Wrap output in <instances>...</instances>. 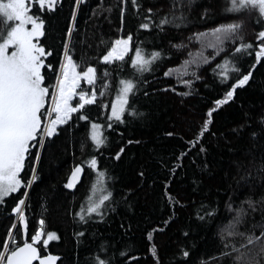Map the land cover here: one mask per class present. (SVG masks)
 Listing matches in <instances>:
<instances>
[{
	"label": "trees",
	"instance_id": "16d2710c",
	"mask_svg": "<svg viewBox=\"0 0 264 264\" xmlns=\"http://www.w3.org/2000/svg\"><path fill=\"white\" fill-rule=\"evenodd\" d=\"M100 2L85 0L79 6L73 55L76 61H82L78 70H83L88 64L98 69L97 102L86 106L84 111L91 121L102 125L103 135L108 139L100 149H94L87 138L89 121H79L77 114H73L67 124L58 127V134L46 138L38 163V179L28 189L29 195L26 198V238L30 241L31 235L39 227L38 221L43 218L45 230L55 231L59 236L58 240L49 242L47 250V253L61 257L58 264H94V255L111 256L113 264H156L149 252L151 242L147 238V233L155 229L153 242L158 249L160 264H201V260L204 264H221L216 256L222 250L221 228L235 215L226 209L225 201L230 194L234 206H239L247 191L236 188L233 161H246L249 152L255 153L257 157L264 152V137L256 141L250 136L253 129L260 128L257 121L259 114L264 113V63L258 64L253 70V79L248 85L235 90L232 101L213 113L211 131L205 134L202 141L208 149L207 156L198 154L197 147L177 161L180 152L188 147L186 141L199 130L208 109L214 107L213 101L223 98L238 75L229 71L230 82L221 83L220 78L214 75L213 68L227 53H221L214 60L203 63L198 53L202 50L204 57L213 56L214 49L203 46L212 42L213 37L206 35L197 40L194 33L209 32L221 23L231 22L236 14L224 11L228 0H194L188 12L187 24L179 28L166 26L164 31L155 27L143 30L139 29L142 22L140 17L148 15L143 9L152 7L154 19H157L169 13L171 0H140L142 9L139 16L132 8L131 0H127L123 22L119 0H103L102 6L105 9L112 6L111 13L103 11L99 16H94L92 10ZM74 3L75 0H60L57 10L44 16L47 31L41 42L51 49L52 55L46 58V63H52L54 67L59 66L63 52L62 40ZM205 7L210 9L208 18L201 19ZM239 15L244 21L242 34L245 42L258 43L255 40L260 28L256 23L258 13L249 9ZM129 34L132 41L124 62L109 65L99 61L98 57L103 55L112 39ZM101 37L105 44L99 43ZM81 39L85 41L83 44L80 43ZM239 42H229L226 46L228 51H231L234 43ZM179 43L186 47L179 50L172 47V44ZM137 44L146 52L163 50V57L152 65V71L137 77L139 86L136 94L131 97V103L143 115L133 119L125 114V123L112 122V128H108L107 113L117 94L119 79L133 75L129 65ZM190 52L192 57L189 56ZM192 58L200 62V67L190 64L189 69H196L201 78L196 80L190 75L183 76V79L193 80L190 89L178 83V72L174 71L169 77L164 76L168 69L175 70L183 61ZM254 59V53L239 55L238 66L247 71ZM231 67L230 64L229 69ZM105 70L109 73L107 77L104 76ZM42 71L46 73L45 86L54 84V72L47 68ZM105 80L108 88L100 96L99 89ZM83 87L92 90L90 86ZM173 88L175 91L171 90ZM185 91H191L192 94H177ZM245 113L249 114L250 126L237 135L231 129L244 122ZM167 132L174 135L168 136L165 134ZM129 140L133 143H128ZM82 142L86 144L83 150ZM121 147L124 148L123 153L119 159H114ZM92 155L97 158V168L110 178L105 181V187L113 193L114 199L103 221L81 223L74 213L86 203V197L91 194V185L95 182L96 173L85 162ZM34 157L33 150L26 158L25 170L21 173L25 183L32 174L30 165ZM80 163H83L80 179L74 189L68 190L64 184L73 166ZM177 164L180 166L173 176L169 169ZM204 164L208 167H203ZM141 171L143 177L139 175ZM165 183L169 185L167 189ZM23 191L21 189L11 194L5 198L6 204H0V246L8 228L16 219L11 214V208L23 196ZM165 191L179 203L173 206L165 196ZM202 204L217 208L218 214L213 219L199 220L197 211ZM203 214L201 211L200 215ZM253 216L255 221L261 220L259 211L249 213L247 223L240 224L238 230L253 231ZM165 221L168 223L165 224ZM78 231H83L85 235L77 238L75 233ZM13 235L20 242L25 238L15 229ZM234 239L239 242L242 238ZM101 242L104 243L106 253L98 250ZM40 247L43 248L42 245ZM181 249L190 252L186 261L180 254ZM122 250L126 253L123 257L120 255ZM222 264H233V261L225 258ZM261 264H264V260Z\"/></svg>",
	"mask_w": 264,
	"mask_h": 264
},
{
	"label": "snow or ice",
	"instance_id": "6c2138e0",
	"mask_svg": "<svg viewBox=\"0 0 264 264\" xmlns=\"http://www.w3.org/2000/svg\"><path fill=\"white\" fill-rule=\"evenodd\" d=\"M59 2L60 0H0V204H6L5 198L11 194L18 193L21 189L24 190L23 196L18 198L11 208V214L16 219L8 228L7 235L0 246V264H34V262L36 264H57L61 259L58 255L47 253L49 242L58 240L59 236L55 231L45 230L43 218L38 221L39 227L31 235L30 241L26 238V198L29 195L28 189L38 179V163L42 157L46 138H52L58 134L57 126L67 124L73 114H77L79 121H89L87 138L91 141L94 149H100L108 139L103 135L102 125L91 121L87 112L84 111L86 106L97 102L98 69L88 64L83 70H78L82 61H76L73 55L77 10L80 5L85 3V0H75L71 9V18L66 25L62 40L63 52L59 59V66L54 67L52 63H46V58L52 55V51L41 42V38L46 35L47 31L44 16L55 12ZM126 3L127 0H119L122 22L126 12ZM193 3L194 0H171L169 13L157 19H154L153 8L147 7L143 10L148 15L140 17L142 22L139 24V29L150 30L155 27L159 31H164L166 26L179 28L188 23V12L191 11ZM102 4L103 0L92 10L94 16H99L103 11L111 13L112 6L109 5L105 9ZM131 4L139 16L142 9L140 0H131ZM97 9L100 11L98 12ZM249 9L258 13L256 23L260 25V28L255 36L258 43L255 44L245 42L242 34L244 21L239 14ZM209 11L210 9L205 7L201 19H207ZM224 11L236 14V17L231 22L221 23L211 28L209 32L194 33L197 40L206 35L213 37L212 42L203 45L214 49L213 56L204 57L202 50L198 55L202 57L203 63H208L221 53H227L219 63L215 64L213 73L220 78L221 83L230 82L229 71L238 75L235 82H232L225 91L223 98L213 101L214 107L208 109L205 118H202L199 130L186 141L188 147L180 152L176 158L177 161L197 147L198 154L207 156L208 149L202 141L205 134L211 131L210 125L214 121L213 113L222 105L232 101L235 90L248 85L253 79V70L258 64L264 63V0H228ZM105 19L108 17L105 16ZM189 39L191 40V37ZM237 40L240 42L234 43L229 52L227 44ZM131 41V34L112 39L110 46H107L103 55L98 57L99 61L109 65L113 62H124L129 54ZM84 42L81 39L80 43ZM99 43H106L103 37ZM172 47L179 50L186 45L179 43L172 44ZM253 53L254 62L251 63L247 71L242 70L238 66L239 55H252ZM189 56L192 57L193 54L190 52ZM162 57L163 50L146 52L140 44L135 46L129 65L133 70V75L119 79L117 94L111 101V111L107 113L108 128H112V122L125 123L126 121L123 119L125 114L133 119L143 115L131 103V97L136 94L139 86L137 77H142L144 73L152 71V65ZM190 64H195L196 68L200 67V62L192 58L183 61L182 65L175 70L168 69L164 72V76H172L176 71L178 72V83L190 89L193 80L182 77L190 75L196 80L201 78L196 69H189ZM230 64L232 65L231 69H229ZM45 68L55 74V83L49 86H45L44 83L46 73L42 70ZM108 75V71L105 70L104 76ZM82 85H88L92 90H85ZM107 88L108 83L105 80L99 89L100 96L105 94ZM171 90L175 91L174 88ZM177 94L189 96L192 93L185 91ZM74 98H78V100L74 101ZM245 117L243 123L237 128L231 129L233 133L239 135L243 129L250 126L249 114L245 113ZM257 122L260 124V128L250 132V136L256 141L264 137V113L259 114ZM165 134L174 135L172 132ZM212 135L215 136L216 133H212ZM128 143H133V141L129 140ZM85 147V142H82V150ZM33 150L35 157L30 165L32 174L25 183L21 173L25 170L26 158ZM123 151L124 148L121 147L113 158L119 159ZM248 157L246 161L239 159L233 161L236 169V175L233 176L236 188L247 191L239 206H234L230 194L229 199L225 201L226 209L229 212H234L235 215L227 222L226 226L221 228L222 250L216 254L221 260V264L225 258H230L233 264H261V261L264 260V152L260 153L259 157L255 153L249 152ZM257 160H259V167H257ZM85 162L96 173V178L91 185V194L86 197V203L81 205L80 210L76 211L74 216L81 223H87L90 220L101 222L107 215V210L112 207L114 199L113 193L105 187V181L110 178L104 171L97 168V158L94 155ZM179 166L177 164L169 169L173 176ZM203 167L207 168L208 165L204 164ZM82 170L83 163L73 166L71 174L64 184L66 189L75 188ZM139 175L143 177V171ZM168 187V183H165V189ZM165 196L173 206L179 203L167 191H165ZM201 211L204 213L203 215H200ZM258 211L261 214V220L257 222L253 216V231H239L238 226L247 223L246 217L249 213L254 214ZM217 214V208L202 204L197 211V218L206 221L213 219ZM167 223L168 221H165V224ZM13 229L20 236L25 237L22 242L13 235ZM154 231L156 230L153 229L147 233V238L151 242L149 252L156 264H160L158 249L153 242ZM84 235L83 231L75 233L77 238ZM184 235L187 236L188 233L185 232ZM226 237L233 239L228 240ZM236 237L242 239L236 242L234 239ZM41 245L43 248L40 247ZM98 250L101 253H106L103 242L98 246ZM180 254L185 258V261L190 256V252L186 249H181ZM120 255L121 257L125 256V251H120ZM93 260L94 264H113V257L107 255H94ZM201 264H204L203 260H201Z\"/></svg>",
	"mask_w": 264,
	"mask_h": 264
},
{
	"label": "rangeland",
	"instance_id": "374dc122",
	"mask_svg": "<svg viewBox=\"0 0 264 264\" xmlns=\"http://www.w3.org/2000/svg\"><path fill=\"white\" fill-rule=\"evenodd\" d=\"M85 86H88V85H85ZM82 87H83V85H82ZM84 88V87H83ZM85 89V88H84ZM74 100H78V98H74ZM110 111H111V109H110ZM60 125H58L57 127H59ZM69 190V189H68Z\"/></svg>",
	"mask_w": 264,
	"mask_h": 264
},
{
	"label": "water",
	"instance_id": "95a60500",
	"mask_svg": "<svg viewBox=\"0 0 264 264\" xmlns=\"http://www.w3.org/2000/svg\"><path fill=\"white\" fill-rule=\"evenodd\" d=\"M59 257H60V256H59ZM60 260H61V259H60ZM60 260H59V261H60ZM59 261L57 262V264L59 263ZM34 264H36V262H34Z\"/></svg>",
	"mask_w": 264,
	"mask_h": 264
}]
</instances>
